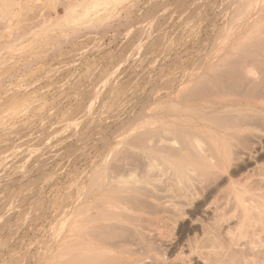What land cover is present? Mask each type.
Returning <instances> with one entry per match:
<instances>
[{"label": "rangeland", "instance_id": "rangeland-1", "mask_svg": "<svg viewBox=\"0 0 264 264\" xmlns=\"http://www.w3.org/2000/svg\"><path fill=\"white\" fill-rule=\"evenodd\" d=\"M18 1L10 16L3 18L0 12V33L8 37L18 32L21 38L11 48L0 39V229L4 230H0V264L9 249L16 251L20 224L26 227L35 215H46L37 235L47 237L64 218L94 199L83 196L89 181L100 168L113 165V157L120 158L117 150L130 141L129 134L144 130L138 128L148 116L173 119V113L166 116L164 109L172 103L182 77L205 71L210 57L217 56L215 45L223 39L220 30L229 11V0H84L72 16L59 2ZM56 21L64 29L42 32ZM136 24H142L140 30ZM77 25L79 29H70ZM37 31L41 32L35 35ZM144 33L151 37L145 39ZM241 103L264 107L249 99ZM258 135L261 144L245 135L253 146L257 144L253 151H235L242 156L237 154L238 159L206 183L202 177L193 180L192 193L197 192L192 198L188 194L192 202L184 196L172 198L162 187L167 193L161 195L169 196H163L159 207L132 210L130 215L175 227L183 242L189 238L202 242L203 226L208 225L210 251L230 254L237 249L235 262L240 251L245 263L264 264V136ZM140 154L141 160L114 163V175H143L147 154ZM240 202L253 207L254 214L262 212L244 215ZM178 207L184 209L180 222L172 218ZM5 219L9 227L3 226ZM20 219L24 224L17 222ZM5 233L13 238L3 239L9 236ZM193 256L191 264H202Z\"/></svg>", "mask_w": 264, "mask_h": 264}, {"label": "bare ground", "instance_id": "bare-ground-1", "mask_svg": "<svg viewBox=\"0 0 264 264\" xmlns=\"http://www.w3.org/2000/svg\"><path fill=\"white\" fill-rule=\"evenodd\" d=\"M50 1L59 2L67 10L65 11L69 12L67 14L72 16L76 11L75 7L78 9V4H84V0L81 1L82 3L80 0ZM18 2V0H0L1 17L10 16L12 14L11 6ZM226 5L224 7L229 10L226 11L228 14L225 13L227 22L224 24L225 28L222 27L223 29L220 30L223 39L215 41V43L219 42L215 47L221 52L217 51L216 57H210V66H206L205 71L188 73L182 77L181 86L178 85L177 94L172 99L170 107L166 106V109L162 107L166 116L173 113V119H168L170 117L161 118L163 115L160 118L159 116L157 118L148 116L145 123L143 121V128L138 126L139 130H144L138 131L139 134L134 133L133 130L132 133L138 135L129 134L130 141H125L126 146L121 150L118 149L120 153L118 150V154L115 153L116 155L120 154V158H112L118 162L117 164H121L119 162L124 163L129 159L131 161L138 160L140 152L144 155L147 154L148 156L145 155L148 157L147 160L145 156L143 160L147 161L144 164L146 171L140 173L143 175L140 176L137 173L123 175L122 173L121 176L119 175L120 177L118 175L116 177L113 170L116 166L114 161L115 164L100 168L89 181L85 195L83 194L84 198H95L81 205L73 215L67 217L65 215L66 218L62 222H57V225L61 223L56 231L54 230L51 234V230L48 229L51 235L47 237L37 235V226L44 222L42 217L46 215H35L32 220H29L26 227L20 224L23 223L21 219L17 220V222L22 221L18 222L21 237H19L16 251L13 248L15 252H11L9 249V254L6 253L8 256L3 261L4 264H191L195 254L202 264H230V262L232 264V261L235 262L233 259L236 257L234 255L238 251L237 249L232 250L231 248L232 253L227 252L230 254L223 253L222 250L210 251V226L208 225L203 226L202 229L205 239L199 238L203 243L198 240L201 245L196 239L192 240L191 238L187 242H183L181 233L177 235L174 232L175 227L159 226V220L157 221L155 217V221H152V218L145 217V215H130L132 210L147 212L159 207L162 203L160 200L165 196L161 193L163 194L165 189L169 192L165 191L167 194H172V198L179 195L184 196V200L187 201L186 199L190 198L188 194H193L190 195L191 198L195 197L197 191L195 194L192 193L194 179L202 177L201 182L206 183L205 181L209 180L210 176H213L217 171L221 172L227 169L226 167L239 154V157L242 156V153L238 154L235 151L250 150L249 152H251L258 142H262L256 141V137L259 136V133L264 136L262 134V131L264 133V107L263 109H258L254 105L245 107L241 101L249 99L261 102V105L264 106V0H229ZM56 22L50 27L43 28L42 32L54 28L64 29V26L59 25L58 21ZM136 25L138 28L142 26V24L141 26L140 24ZM70 29L77 30L79 25L72 26ZM40 32L37 31L34 34ZM141 34L143 35V33ZM141 34L139 35L141 36ZM7 35L8 37H5L0 33V39H3L5 47L11 48L10 45L18 42L17 39L20 37L18 32ZM59 35L57 36L59 37ZM146 37L144 38H149ZM131 49L133 48L131 47ZM138 50L142 52L140 48ZM134 54L136 55V52ZM138 129L136 128V130ZM244 133L247 136L251 135L250 139L256 136L253 141L255 140L257 144L253 146V141ZM164 134L167 135L164 136ZM138 150L140 152H137ZM116 155L115 157H117ZM141 157L143 158V155ZM140 158L139 160L142 159ZM143 161L141 163H144ZM162 187L165 188L163 191L160 189ZM240 206L244 215H251V217L262 212L256 211L254 214L253 207L244 205L242 202H240ZM90 210H94V212ZM183 210L179 208L178 215L172 218L176 220L179 218L180 222V217L184 215ZM260 210L261 208L258 211ZM183 217H181V221ZM9 219L4 220L6 223L3 226H7ZM18 225L14 226L13 231L18 229ZM9 229L8 231H10ZM11 236L2 238L9 239L8 237ZM2 241L4 242V240ZM238 254V258H236L238 264H247L244 262L245 254L240 251Z\"/></svg>", "mask_w": 264, "mask_h": 264}]
</instances>
